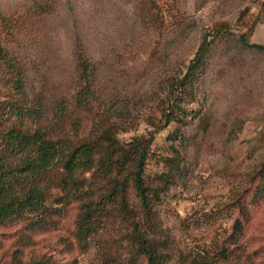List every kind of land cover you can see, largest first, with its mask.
Instances as JSON below:
<instances>
[{"label": "rangeland", "instance_id": "rangeland-1", "mask_svg": "<svg viewBox=\"0 0 264 264\" xmlns=\"http://www.w3.org/2000/svg\"><path fill=\"white\" fill-rule=\"evenodd\" d=\"M0 15V128L118 144L150 137L142 177L157 195L165 264H264V192L252 197L264 184L254 174L264 166V50L241 41L264 44V0H0ZM5 100L40 116L4 119ZM165 111L175 118L165 122ZM99 174L76 170L66 186L43 178L38 206L0 220V264H143L129 258V222L147 226L131 187L130 212L107 213L78 239ZM61 175L58 165L49 172Z\"/></svg>", "mask_w": 264, "mask_h": 264}, {"label": "trees", "instance_id": "trees-1", "mask_svg": "<svg viewBox=\"0 0 264 264\" xmlns=\"http://www.w3.org/2000/svg\"><path fill=\"white\" fill-rule=\"evenodd\" d=\"M0 22L7 24V18L0 15ZM241 41L247 46L264 50V44L247 42L242 38ZM4 55V48L0 43V61H6ZM197 55L199 53L195 52L190 58L185 72L178 79L180 89L191 81L189 75L192 76L195 71L191 67L194 68L202 56ZM78 65L80 77L89 81L92 76L88 70V59L78 61ZM11 81L14 87L18 86L16 77ZM83 88V94L89 98L87 83H84ZM4 104V119L21 122L24 113L30 117L40 116L37 108H24L22 104L9 100H5ZM182 113L184 116L185 112ZM174 118L171 112L165 111V122ZM71 139L54 136L39 125L34 128H18L13 125L0 128V220L38 206L43 196V178L66 186L75 182L76 170L96 167L103 180V188L82 205L77 221L79 241L85 243L88 234L101 224L107 213L130 212L128 188L131 187L137 198L138 212L147 226H140L138 220L129 222L128 243L132 249L129 258L133 260L136 255L142 254L145 257L143 264H165L163 244L155 236V229L159 231L161 228L157 222L152 221L151 206L157 195L152 194L151 188L142 177L150 137L133 136L127 142L119 144L91 134L76 140ZM56 165L61 168L62 175L50 178L49 172ZM255 173L260 179L264 178V166L256 168ZM262 192L264 184L260 182L252 197H255V193ZM151 230L154 232L151 233ZM33 264L49 263L40 259ZM98 264L126 263L101 258Z\"/></svg>", "mask_w": 264, "mask_h": 264}]
</instances>
